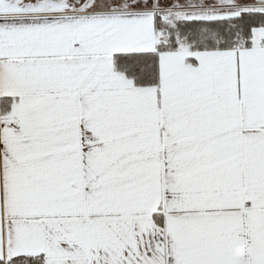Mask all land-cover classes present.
Here are the masks:
<instances>
[{"label":"snow or ice","instance_id":"6c2138e0","mask_svg":"<svg viewBox=\"0 0 264 264\" xmlns=\"http://www.w3.org/2000/svg\"><path fill=\"white\" fill-rule=\"evenodd\" d=\"M0 264H264V0H0Z\"/></svg>","mask_w":264,"mask_h":264}]
</instances>
